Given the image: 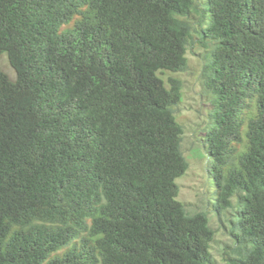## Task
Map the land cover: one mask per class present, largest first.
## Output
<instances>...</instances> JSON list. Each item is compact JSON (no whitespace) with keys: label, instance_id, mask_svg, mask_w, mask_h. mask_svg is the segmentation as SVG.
<instances>
[{"label":"trees","instance_id":"trees-1","mask_svg":"<svg viewBox=\"0 0 264 264\" xmlns=\"http://www.w3.org/2000/svg\"><path fill=\"white\" fill-rule=\"evenodd\" d=\"M204 52L210 210L175 117ZM0 264H264V0H0ZM206 123V122H205Z\"/></svg>","mask_w":264,"mask_h":264},{"label":"rangeland","instance_id":"rangeland-1","mask_svg":"<svg viewBox=\"0 0 264 264\" xmlns=\"http://www.w3.org/2000/svg\"><path fill=\"white\" fill-rule=\"evenodd\" d=\"M194 51L197 52L188 53V70L177 74L183 80V87L181 101L175 106V117L184 129L182 150L189 164L186 172L176 178L179 186L178 199L184 203L189 212L206 208L210 210L206 202V192H210L207 189L209 183L206 169V164L209 163L201 155L203 126L209 119L210 95L206 91L201 74L204 52L199 48ZM0 68L11 80H15V71L6 53L0 54ZM209 226L215 232L210 244V252L217 264H223V248L227 245L232 246L233 238L224 223L213 212H210Z\"/></svg>","mask_w":264,"mask_h":264}]
</instances>
